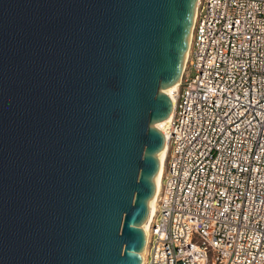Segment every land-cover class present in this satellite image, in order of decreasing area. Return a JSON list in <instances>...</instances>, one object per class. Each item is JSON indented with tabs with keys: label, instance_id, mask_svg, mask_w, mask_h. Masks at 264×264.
Wrapping results in <instances>:
<instances>
[{
	"label": "water",
	"instance_id": "1",
	"mask_svg": "<svg viewBox=\"0 0 264 264\" xmlns=\"http://www.w3.org/2000/svg\"><path fill=\"white\" fill-rule=\"evenodd\" d=\"M198 0H0V264H142Z\"/></svg>",
	"mask_w": 264,
	"mask_h": 264
},
{
	"label": "built area",
	"instance_id": "2",
	"mask_svg": "<svg viewBox=\"0 0 264 264\" xmlns=\"http://www.w3.org/2000/svg\"><path fill=\"white\" fill-rule=\"evenodd\" d=\"M144 264H264V0H198Z\"/></svg>",
	"mask_w": 264,
	"mask_h": 264
},
{
	"label": "bare ground",
	"instance_id": "3",
	"mask_svg": "<svg viewBox=\"0 0 264 264\" xmlns=\"http://www.w3.org/2000/svg\"><path fill=\"white\" fill-rule=\"evenodd\" d=\"M198 4V3H197ZM197 9V6H196ZM195 15H196V10H195V14H194V18H193V22H192V26H191V31H190V35H189V40H188V47H187V52H186V56H185V61H184V66H183V70L186 67V63H187V59H188V53H189V47L191 45V40H192V28H193V23L195 20ZM181 82V78H179L174 84H173V88H172V93H171V100L172 102L174 101L173 99V92L178 89L179 85ZM172 113L166 118V123L169 121V119L171 118ZM165 123V124H166ZM164 135H165V128H164ZM167 155H168V146L165 143L163 149L160 151L159 153V161H160V168L159 171L155 177V193L152 196V198L150 199L149 202V215L148 218L146 219L145 222V227H144V231L146 234V246L144 248V250L142 251V264H144L145 262V255H146V249H147V243H148V239H149V228H150V221L154 220V217L157 213V209H158V195L160 193L161 187H162V181H163V176L165 173V166H166V160H167Z\"/></svg>",
	"mask_w": 264,
	"mask_h": 264
}]
</instances>
